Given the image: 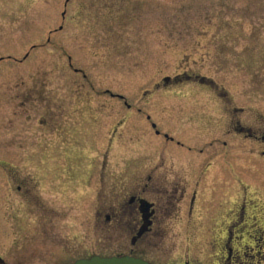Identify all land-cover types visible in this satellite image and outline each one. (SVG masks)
Wrapping results in <instances>:
<instances>
[{"label": "rangeland", "instance_id": "rangeland-1", "mask_svg": "<svg viewBox=\"0 0 264 264\" xmlns=\"http://www.w3.org/2000/svg\"><path fill=\"white\" fill-rule=\"evenodd\" d=\"M229 111L232 128L264 125V0H0V257L37 250L32 202L19 201L35 200L40 177L55 179L44 199L73 258L130 254L128 222L106 215L162 165L164 131L205 149L202 162L232 150L249 169L262 158L263 143L226 135ZM175 144L178 165L187 154ZM261 161L248 197L264 222ZM205 199L168 221L162 249L148 251L156 263L217 264L224 240ZM257 254L248 261L264 264Z\"/></svg>", "mask_w": 264, "mask_h": 264}, {"label": "flooded vegetation", "instance_id": "flooded-vegetation-1", "mask_svg": "<svg viewBox=\"0 0 264 264\" xmlns=\"http://www.w3.org/2000/svg\"><path fill=\"white\" fill-rule=\"evenodd\" d=\"M228 116L232 123L234 120L231 111ZM232 125L233 123L226 130V135L236 133L264 144V134L260 137V133L264 132V125H259L256 130L245 127L239 121L236 122L235 128H232ZM151 126L156 129L154 123ZM155 132L160 136L159 130H155ZM162 136L168 155L162 159V165L152 166L151 164L145 174V183L137 185L136 192L129 197L127 203H119L113 212L106 215L107 222H111L113 218L117 224L128 222L133 245V250L128 255L141 258L151 264H160L153 260L155 255L148 251L154 244L156 246L160 244L159 250L162 249L163 242L159 243L157 240H164L168 234L170 230L168 221L180 213L181 206L187 208L188 218H191L198 202L202 201L203 197H210L205 201L212 205L211 221L213 220L217 224L214 230L216 234L219 230L224 240L219 248V256L216 257L217 264H251L248 261L249 255L256 256L259 249H264V222H259L256 213L249 216L251 212L253 213L250 210L255 209L254 211L257 212L260 205L256 204L257 199L248 197L250 196L248 191L251 186H255L251 185L250 181L258 179L259 175L262 177L260 172L263 171L258 169L257 165L259 161L263 160L264 151L262 158L254 157L256 162L253 165L255 167L250 166L253 168L252 170L242 167L232 150L223 152L219 158L214 157V161L205 158L202 162L199 154L204 153L205 149L193 153L195 151L191 144L176 140L175 136H171L166 131L162 133ZM174 142L180 148L183 157L187 154L186 162L182 161L178 165L171 163L168 159L171 158L168 151L175 149ZM210 144L212 146V142ZM222 145L227 148L228 142L223 141ZM205 163L206 165L202 168ZM44 179L45 183L40 177L39 182L35 185V200L19 201L21 204L27 205L32 202V212L40 229L35 237L38 243L37 250L26 249V251L34 252L40 256L43 249V252L51 257L49 264H74L77 260L84 259L85 255L73 258L69 244L66 241L64 243L63 239H59L55 225V223L57 224L55 201L47 199L49 195L45 193V191L50 192L55 188V179ZM38 186L40 189H36ZM18 191L21 192L22 187L19 186ZM206 192H209V196ZM29 195L30 190L24 194L25 197ZM44 196H47L45 198L47 201ZM127 217L129 220L123 221ZM42 239H46V241L42 242ZM216 243L217 240H214L213 246L217 245ZM26 251L14 264H35L34 259ZM260 253L261 255H259ZM260 253L257 255L262 260L264 256L262 252ZM253 257L250 256L251 259ZM157 258L160 257L157 256ZM253 261L251 260L252 263ZM0 264L10 263L0 257ZM183 264L191 263L185 261Z\"/></svg>", "mask_w": 264, "mask_h": 264}, {"label": "water", "instance_id": "water-1", "mask_svg": "<svg viewBox=\"0 0 264 264\" xmlns=\"http://www.w3.org/2000/svg\"><path fill=\"white\" fill-rule=\"evenodd\" d=\"M74 264H151L141 258L129 255L102 257L94 255L89 258L79 259Z\"/></svg>", "mask_w": 264, "mask_h": 264}]
</instances>
